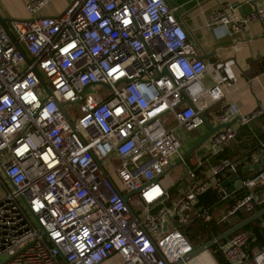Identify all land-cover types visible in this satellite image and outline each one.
I'll return each mask as SVG.
<instances>
[{
	"label": "built area",
	"instance_id": "2783aa9c",
	"mask_svg": "<svg viewBox=\"0 0 264 264\" xmlns=\"http://www.w3.org/2000/svg\"><path fill=\"white\" fill-rule=\"evenodd\" d=\"M52 1L26 0L28 19L8 25L13 39L0 25V183L11 184L0 199V264H178L195 249L192 216L220 225L264 207V171L226 194L238 162L218 159L261 109L212 113L216 124L238 118L237 127L181 161L174 195L161 184L184 151L176 131L204 127L227 79L220 64L212 80L164 0H71L61 15L41 16ZM257 1L243 17L224 2L210 23L231 34L252 22L264 28V0L246 3ZM208 191L232 204L214 215L198 206ZM252 242L235 233L217 252L225 264H264V246L253 251Z\"/></svg>",
	"mask_w": 264,
	"mask_h": 264
},
{
	"label": "crops",
	"instance_id": "0c3cea01",
	"mask_svg": "<svg viewBox=\"0 0 264 264\" xmlns=\"http://www.w3.org/2000/svg\"><path fill=\"white\" fill-rule=\"evenodd\" d=\"M164 2L175 20L186 32L197 56L206 63L212 72V80L217 75L218 65H223L225 77L227 76L225 83L221 85L223 97L207 112H219L224 107L232 105L238 108L242 116H246L257 109L264 112V28L260 23L252 22L244 31L231 34L222 25L210 23L211 15L224 2L239 5L238 16L240 17L245 16L255 6H261L262 2L257 1L255 4L246 3V0H164ZM70 3L71 0H54L41 10L40 15L43 17L59 16ZM25 4L26 0H0V17L6 20L7 26L14 20L28 19L29 15L26 12ZM212 80L209 76L204 78L207 86L212 84ZM103 94V92L100 93V95ZM210 118L211 120H207L211 124L217 125L214 123L212 115ZM240 127L242 129L236 137L240 139H236L227 150L230 151L229 155L238 161V169L245 174L242 176L239 170V178L245 179L254 177V174L264 171V165L259 172L246 170L247 166L261 164L260 157H264V151H261L260 148L256 154H252L250 163L244 162V159H239L245 152L251 150L255 143L260 145V142L264 139V114L247 125L239 124L238 129ZM205 132L206 129L202 127L195 132H188L189 135H180L177 132V136L178 138H199ZM181 142L183 149L189 144L184 139ZM169 173L163 175L160 180ZM181 176L174 175L171 186L164 187L171 192V190H174L172 188L176 183L181 184L178 183ZM0 186L5 191L10 189V185L6 182L4 184L0 183ZM229 186L233 185L230 183ZM3 195V192L2 195L0 193V199L3 198ZM221 209L223 208H220L215 215ZM263 222L262 219L261 223ZM108 263L109 261H106L103 264Z\"/></svg>",
	"mask_w": 264,
	"mask_h": 264
},
{
	"label": "trees",
	"instance_id": "16d2710c",
	"mask_svg": "<svg viewBox=\"0 0 264 264\" xmlns=\"http://www.w3.org/2000/svg\"><path fill=\"white\" fill-rule=\"evenodd\" d=\"M241 127L238 129V132H240L242 128H245V127H242V128ZM236 139H240V138H236ZM245 143L247 142L245 141ZM259 148H260V145L255 143L252 149L249 150L247 153L245 152L244 155L239 159H244V162L250 163L252 159L251 158L252 154H256L259 151ZM229 153L230 151L225 149L224 152L218 156V159H227L230 161H236L235 158L229 155ZM238 168H239V164H238ZM239 170L240 169H238V171ZM239 173L242 174V176L245 175L242 173L241 170L239 171ZM256 175L257 174H254L253 176H256ZM173 191L174 190H171V192ZM175 193L176 192L174 191L172 194L174 195ZM231 204H232V200L224 202V203L220 202L216 194L212 191L206 192L204 195H202L199 198V201H198V206H204V207L210 208V210H213L211 212L214 213V215L223 206H229ZM262 208L264 207H260L258 208V210H261ZM252 214L253 212H249V213L242 212V211L237 212L233 217H231L230 223L220 224V225L217 224L215 216L208 223H201V221H198L196 217L192 216L190 220L191 225L188 227L189 229L186 232L187 238L190 241L193 248H198L201 245L212 240L213 238L224 233L225 231H227L234 225L238 224L239 222L245 220ZM263 221H264V217H263ZM243 232H249L255 238V242H252L249 244L251 250L256 251L260 249L262 246H264V230L262 228L261 222L255 221L249 224L248 226H246L244 229L238 231L237 233H243ZM217 248H218V244L212 247L211 249H209L208 251H210L211 256L215 259L217 264H225L224 260L222 259L220 254L217 252Z\"/></svg>",
	"mask_w": 264,
	"mask_h": 264
},
{
	"label": "water",
	"instance_id": "95a60500",
	"mask_svg": "<svg viewBox=\"0 0 264 264\" xmlns=\"http://www.w3.org/2000/svg\"><path fill=\"white\" fill-rule=\"evenodd\" d=\"M0 25L4 28V30L7 32V34L13 39L12 34L10 33L8 26H7V22L6 20L2 19L0 17ZM16 47L18 49H20L21 52H23L21 50V48L16 44ZM25 60L26 62L29 63V60L27 58V56L24 54ZM165 74V72H164ZM41 83H43L42 80H40ZM48 96H50L51 98H53L52 93L50 92V90L47 91ZM59 107L62 109V106L59 104ZM62 111H64L62 109ZM67 117V116H66ZM238 118L233 119L232 121L228 122V123H221V124H217V125H213L210 124L208 121L204 120V128L206 129V132L203 133L199 139L189 148H187L186 150H184L181 155L179 157L176 158L174 164H172L165 172V174L169 173L171 171V169H173L174 167H176L179 163H181L182 160L188 158V156L196 151V155L200 156L204 153L203 150H197L199 149L209 138H211V136L213 134H215L217 131H219L222 128H226V127H230L233 126L236 122ZM69 124L71 126H73V124L69 121ZM261 160V164H256V165H252V166H247L246 170H252L254 172H259L260 168L264 165V157H260ZM196 173H198V170H196ZM162 176H160L159 178H161ZM232 184L233 186H229V184ZM242 184L239 175L238 174H234L230 177H228L226 180H224L222 182V187L224 188V191L226 194H230L234 189L240 187ZM11 185V184H10ZM128 195L125 196H121L125 206L127 207L128 211L131 212L130 208L128 207V205L126 204V199ZM264 217V208H262L259 211L254 212L251 216H249L248 218H246L245 220L239 222L238 224L234 225L233 227H231L230 229H228L227 231H225L224 233L220 234L219 236L213 238L212 240L208 241L207 243L201 245L198 248H195L192 252H190L188 255H186L181 261H179L178 264H184L186 263L190 258L195 257L196 255L203 253L205 251H208L209 249H211L212 247H214L215 245L219 244L220 242L223 241H227L229 239V237L235 233H237L238 231L244 229L246 226H248L249 224L255 222V221H259L262 222V219ZM166 229V223L163 224V230Z\"/></svg>",
	"mask_w": 264,
	"mask_h": 264
},
{
	"label": "rangeland",
	"instance_id": "374dc122",
	"mask_svg": "<svg viewBox=\"0 0 264 264\" xmlns=\"http://www.w3.org/2000/svg\"><path fill=\"white\" fill-rule=\"evenodd\" d=\"M37 91H43V88H42V86H40L38 89H37ZM104 93L105 91L104 90H102V89H100V88H93V89H88L87 90V93H89V94H92V93ZM74 108V107H73ZM213 110V109H212ZM213 111H215V110H213ZM213 112H210V113H208V112H205L203 115H204V117L205 118H207L208 120H211V118H210V116H211V114H212ZM180 134V135H182V134H190V133H188L187 131H185V130H183V129H179V130H177L176 131V134H178V133ZM182 139H184V140H187V142L188 143H190V139L191 138H180L179 137V140L181 141ZM186 142V143H187ZM188 147V145H186L185 147H184V150L186 149ZM201 147H205V144H203ZM192 158H196V155H194V154H190L189 156H188V160L189 159H192ZM190 163V162H189ZM185 173V167H184V165L182 164V163H179L176 167H174L173 169H171V171H170V173L168 174V175H166V176H164L160 181H161V184L163 185V186H165V187H170L171 186V183L173 182L172 181V177H174V175H183ZM3 192V194H5L6 193V191H5V189H3L1 186H0V193H1V195H2V192ZM118 262V260L116 259V258H113V259H111V260H109V263L108 264H116ZM185 264H217L216 263V261H215V259L211 256V254H210V251H205V252H203V253H200V254H198V255H196L195 257H192V258H190Z\"/></svg>",
	"mask_w": 264,
	"mask_h": 264
},
{
	"label": "flooded vegetation",
	"instance_id": "af4514ba",
	"mask_svg": "<svg viewBox=\"0 0 264 264\" xmlns=\"http://www.w3.org/2000/svg\"><path fill=\"white\" fill-rule=\"evenodd\" d=\"M188 139V138H187ZM199 138H191L190 139V143L188 144V147L187 148H189L190 146H192L197 140H198ZM186 148V149H187ZM185 149V150H186ZM184 150V149H183ZM195 152V151H194ZM194 152H192V154L194 153ZM196 154V153H195Z\"/></svg>",
	"mask_w": 264,
	"mask_h": 264
}]
</instances>
